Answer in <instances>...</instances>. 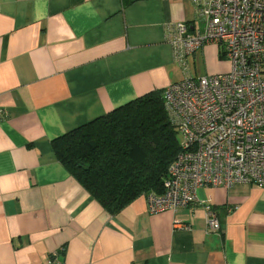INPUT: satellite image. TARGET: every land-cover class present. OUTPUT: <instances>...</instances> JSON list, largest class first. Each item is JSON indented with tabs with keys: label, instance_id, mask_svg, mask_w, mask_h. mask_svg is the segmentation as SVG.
<instances>
[{
	"label": "crops",
	"instance_id": "obj_1",
	"mask_svg": "<svg viewBox=\"0 0 264 264\" xmlns=\"http://www.w3.org/2000/svg\"><path fill=\"white\" fill-rule=\"evenodd\" d=\"M178 22L202 29L184 0H0V264L54 253L61 264H264V188H200L201 204L156 215L140 196L110 214L51 148L181 81L167 28ZM201 58L217 60L214 46L187 57L188 76L223 74L193 69Z\"/></svg>",
	"mask_w": 264,
	"mask_h": 264
},
{
	"label": "built area",
	"instance_id": "obj_2",
	"mask_svg": "<svg viewBox=\"0 0 264 264\" xmlns=\"http://www.w3.org/2000/svg\"><path fill=\"white\" fill-rule=\"evenodd\" d=\"M202 29L167 26L174 61L185 77L163 91V103L177 132L179 152L167 170L163 191L145 196L147 213L201 204L200 188H264V0H184ZM217 46L230 61L218 75L190 77L188 56ZM208 233L220 232L210 205H204ZM46 264H61L58 254Z\"/></svg>",
	"mask_w": 264,
	"mask_h": 264
},
{
	"label": "trees",
	"instance_id": "obj_3",
	"mask_svg": "<svg viewBox=\"0 0 264 264\" xmlns=\"http://www.w3.org/2000/svg\"><path fill=\"white\" fill-rule=\"evenodd\" d=\"M57 161L108 213L161 194L179 152L177 132L154 91L53 140Z\"/></svg>",
	"mask_w": 264,
	"mask_h": 264
},
{
	"label": "rangeland",
	"instance_id": "obj_4",
	"mask_svg": "<svg viewBox=\"0 0 264 264\" xmlns=\"http://www.w3.org/2000/svg\"><path fill=\"white\" fill-rule=\"evenodd\" d=\"M214 48L216 49L217 60H215L214 62H212V60H210V61L208 60L207 61V58H205V59L201 58L200 60L199 59L195 60L194 65L192 64L193 69H196L198 71H204V69H206V64H207L208 68L210 67V70H219V69H221V70H223V73L224 72H228L230 70V61L228 60V58H226L222 54V49L221 48H219L217 46H214ZM199 52H201V51H199Z\"/></svg>",
	"mask_w": 264,
	"mask_h": 264
}]
</instances>
